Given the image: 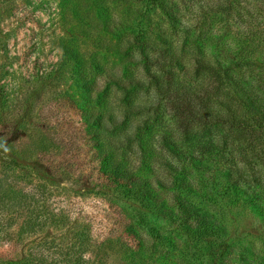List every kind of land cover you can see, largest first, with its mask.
I'll return each mask as SVG.
<instances>
[{
  "label": "trees",
  "instance_id": "trees-1",
  "mask_svg": "<svg viewBox=\"0 0 264 264\" xmlns=\"http://www.w3.org/2000/svg\"><path fill=\"white\" fill-rule=\"evenodd\" d=\"M111 1H76L88 13L90 21L86 25L114 32L115 40L107 38L106 47L102 41L98 47L112 52L116 60L102 63L98 54L87 58L78 46L63 45L74 64V94H78L74 98L84 122L80 128L83 138H71L72 134L63 138L74 145L84 140L89 146L86 155L98 159V171L107 184L122 191L126 200L139 199L149 208L150 212H143L141 217V230L137 220L121 219L128 235L123 236L125 244L132 255L150 250L159 256L166 254L169 264L182 260L187 264H229V256L234 253V264H264L256 262L258 257L254 256L255 248L262 250L256 243L264 244V235L229 225L246 212L264 218V191L261 194L253 183L264 173V24L257 21L255 25L252 18L254 22L242 25L247 19L244 13L235 12L237 0L217 5L218 10L222 9L217 23L213 21L217 14L205 10L198 12L196 23L189 25L177 11L192 15L195 3L189 2L195 0L125 1L119 18L109 14ZM245 1L249 4L243 10L252 15L256 9L264 19V0ZM234 19L240 21L238 27ZM230 35L238 39L237 48ZM138 62H142L148 83L178 118L182 137L170 142L165 136L163 141L181 162V153L186 154L179 170L173 168L172 196L162 202L168 203L163 217L151 180L120 158L116 143L102 135L106 130L103 119L114 120V102L120 100L125 114L149 109L145 103L134 101L139 88L148 85L143 78L129 73V64ZM182 143L185 150L181 152ZM46 144L42 140L40 147ZM7 146L9 164L13 168L26 167L22 163H26V154L16 152L12 144ZM14 187L0 191L15 200L29 197L30 193L22 190L14 193ZM147 214L152 218H146ZM173 250L180 251L182 260L176 261L168 254ZM0 264L9 262L0 260Z\"/></svg>",
  "mask_w": 264,
  "mask_h": 264
},
{
  "label": "rangeland",
  "instance_id": "rangeland-1",
  "mask_svg": "<svg viewBox=\"0 0 264 264\" xmlns=\"http://www.w3.org/2000/svg\"><path fill=\"white\" fill-rule=\"evenodd\" d=\"M76 1L0 0V190L14 185V193H30L29 197L15 200L0 191V260L9 264H169L166 254L159 256L150 250L140 256L132 255L125 244L123 236L128 235L121 219L137 220L141 230V217L143 212H150L149 208L139 199L126 200L122 191L107 184L106 177L98 171V159L86 155L89 146L84 140L81 145L79 141L74 145L72 140L63 138L68 134H72L71 138L84 137L80 129L83 114L74 98L78 97L74 94V64L63 45L78 46L87 58L98 54L102 63L112 64L116 60L104 48L107 38L116 39L114 32L86 25L90 21L88 13ZM125 1L129 4L135 0L111 1L110 16L119 18ZM229 1L234 0H195L189 2L195 3L192 15L182 9L176 11L181 20L188 22L186 25L196 23L199 13L205 10L217 14L213 18L217 23L222 15L217 5ZM248 4L241 0L239 5L237 0L235 12L244 13L247 19L241 24L254 22L253 19L255 25L257 21L264 24L256 9L252 15L243 10ZM233 23L238 27L240 21L234 19ZM229 37L237 48L236 36ZM100 42L102 49L98 47ZM129 73L148 83L142 62L129 64ZM134 101L145 103L149 109L125 114L120 100L114 102V120L103 119L106 130L102 135L116 143L120 158L124 157L138 174L151 180L153 193L158 195V212L163 217L168 203L162 202L172 196L173 168L178 171L181 167L186 157L182 152L185 144H180L181 162L163 141L165 136L170 142L182 137L178 118L167 101L159 98L153 85L139 88ZM42 140L49 144L40 147ZM8 144L16 152L26 154V163L22 161L26 167L13 168L9 164ZM263 175L253 181L261 194ZM146 218L152 216L147 214ZM230 222L231 227L240 225L255 235H264V218L252 212ZM256 244L262 249L254 250L256 262L264 263V244ZM168 254L175 256L176 261L182 260L179 250ZM234 258L233 253L228 263L234 264ZM179 264L187 263L182 260Z\"/></svg>",
  "mask_w": 264,
  "mask_h": 264
}]
</instances>
